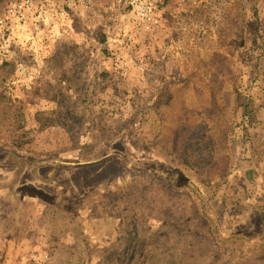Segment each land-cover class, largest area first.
<instances>
[{
	"label": "rangeland",
	"instance_id": "1",
	"mask_svg": "<svg viewBox=\"0 0 264 264\" xmlns=\"http://www.w3.org/2000/svg\"><path fill=\"white\" fill-rule=\"evenodd\" d=\"M160 10L0 0V264H264V0Z\"/></svg>",
	"mask_w": 264,
	"mask_h": 264
},
{
	"label": "built area",
	"instance_id": "2",
	"mask_svg": "<svg viewBox=\"0 0 264 264\" xmlns=\"http://www.w3.org/2000/svg\"><path fill=\"white\" fill-rule=\"evenodd\" d=\"M165 0H128V6L131 8L132 19L135 20L138 27L145 31H154L159 28L161 24L160 17V8ZM31 0H16V6L24 9L30 7ZM0 27L5 28L7 31L10 30V27L6 24V19L0 18ZM1 50V49H0ZM1 52H0V61H1ZM46 255V254H44ZM34 257L38 258L36 263L41 259L42 256L39 254H34Z\"/></svg>",
	"mask_w": 264,
	"mask_h": 264
},
{
	"label": "crops",
	"instance_id": "3",
	"mask_svg": "<svg viewBox=\"0 0 264 264\" xmlns=\"http://www.w3.org/2000/svg\"><path fill=\"white\" fill-rule=\"evenodd\" d=\"M2 178L0 176V196H3L9 189H18V184L10 182V180ZM2 180V181H1ZM8 180V181H7ZM15 189V191H17ZM16 194V193H15ZM42 212L39 211L37 208L36 213L34 214V218L40 221V217L43 215H40ZM1 217V216H0ZM2 219V218H1ZM2 220H0V252H10L11 250H14L15 248L19 253H23V255H27V252L29 254L30 251H32L35 248H40L43 245L42 236H36L37 240L34 242L31 238L28 237V234H22L19 237L10 235L8 232H4L3 226H2ZM45 241V240H44ZM41 242V243H40ZM42 249V248H41Z\"/></svg>",
	"mask_w": 264,
	"mask_h": 264
}]
</instances>
